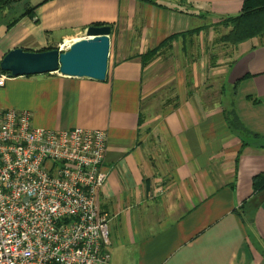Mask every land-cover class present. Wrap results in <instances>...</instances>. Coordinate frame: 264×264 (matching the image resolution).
<instances>
[{"label": "crops", "instance_id": "0c3cea01", "mask_svg": "<svg viewBox=\"0 0 264 264\" xmlns=\"http://www.w3.org/2000/svg\"><path fill=\"white\" fill-rule=\"evenodd\" d=\"M3 1L0 62L112 28L106 80L55 72L0 87V107L31 111L38 128L107 133L110 264H264V6Z\"/></svg>", "mask_w": 264, "mask_h": 264}, {"label": "built area", "instance_id": "2783aa9c", "mask_svg": "<svg viewBox=\"0 0 264 264\" xmlns=\"http://www.w3.org/2000/svg\"><path fill=\"white\" fill-rule=\"evenodd\" d=\"M9 77L0 68V87ZM107 149L104 130L42 129L0 107V264H110Z\"/></svg>", "mask_w": 264, "mask_h": 264}, {"label": "water", "instance_id": "95a60500", "mask_svg": "<svg viewBox=\"0 0 264 264\" xmlns=\"http://www.w3.org/2000/svg\"><path fill=\"white\" fill-rule=\"evenodd\" d=\"M111 32L112 28L108 25H92L85 35L64 50L26 51L16 48L4 56L0 68L11 77L59 72L69 77L104 81L108 74Z\"/></svg>", "mask_w": 264, "mask_h": 264}, {"label": "trees", "instance_id": "16d2710c", "mask_svg": "<svg viewBox=\"0 0 264 264\" xmlns=\"http://www.w3.org/2000/svg\"><path fill=\"white\" fill-rule=\"evenodd\" d=\"M8 2L7 1H3V0H0V10L1 9H4L5 6H8ZM261 6H264V0H248L247 1V4H246V9L247 11L249 10H255ZM155 53V51H152L150 53V55H153Z\"/></svg>", "mask_w": 264, "mask_h": 264}, {"label": "rangeland", "instance_id": "374dc122", "mask_svg": "<svg viewBox=\"0 0 264 264\" xmlns=\"http://www.w3.org/2000/svg\"><path fill=\"white\" fill-rule=\"evenodd\" d=\"M23 10H24L23 4L17 5L16 9L14 10V16L20 14Z\"/></svg>", "mask_w": 264, "mask_h": 264}, {"label": "bare ground", "instance_id": "6f19581e", "mask_svg": "<svg viewBox=\"0 0 264 264\" xmlns=\"http://www.w3.org/2000/svg\"><path fill=\"white\" fill-rule=\"evenodd\" d=\"M74 41H76V40H70V39H68L67 41H66V43L64 44V47L65 48H67L69 45H71Z\"/></svg>", "mask_w": 264, "mask_h": 264}]
</instances>
